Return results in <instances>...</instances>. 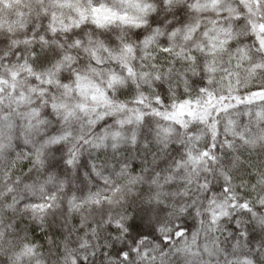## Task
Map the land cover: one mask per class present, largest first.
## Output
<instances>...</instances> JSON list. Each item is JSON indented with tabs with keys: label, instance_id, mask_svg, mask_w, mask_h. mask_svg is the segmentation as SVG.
<instances>
[{
	"label": "snow or ice",
	"instance_id": "1",
	"mask_svg": "<svg viewBox=\"0 0 264 264\" xmlns=\"http://www.w3.org/2000/svg\"><path fill=\"white\" fill-rule=\"evenodd\" d=\"M0 264H264V0H0Z\"/></svg>",
	"mask_w": 264,
	"mask_h": 264
}]
</instances>
